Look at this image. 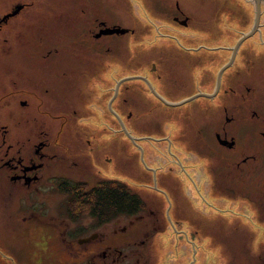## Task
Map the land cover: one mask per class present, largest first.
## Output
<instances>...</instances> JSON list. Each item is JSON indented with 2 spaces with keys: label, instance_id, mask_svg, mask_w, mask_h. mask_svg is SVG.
Returning <instances> with one entry per match:
<instances>
[{
  "label": "flooded vegetation",
  "instance_id": "obj_1",
  "mask_svg": "<svg viewBox=\"0 0 264 264\" xmlns=\"http://www.w3.org/2000/svg\"><path fill=\"white\" fill-rule=\"evenodd\" d=\"M251 2L256 13L257 4L255 0ZM178 11L176 23L187 27L189 17L180 7ZM110 14L102 9L100 0H48L44 4L35 0H0L2 53L18 66L6 83H0V219L10 222L4 230H11L7 235L13 236L15 242L8 245L11 251L19 253L21 247L29 253L39 250L33 261L25 252L24 264H150L151 241L165 230L167 218L153 208L157 204L144 194L142 189L146 187L132 182L133 173L143 171L133 172L131 167L124 169V178L119 177L113 150L117 145V122L127 141L133 143L138 138L133 135L132 125L145 117H138L132 110L136 101L169 109L185 105L197 108L200 98L212 106L222 97L216 106L224 109L223 121H213L208 115L198 123L205 132V138L198 139L208 154L196 151L197 137L188 132L190 123L186 125V119L183 130L178 132L175 117H153L158 123L155 131L162 130L158 138L163 148L169 135L185 132L187 148H179L175 157L187 161L190 168L196 164V154L207 159L215 157L216 166L210 167L215 187L232 198L247 197L253 206L264 204V131L260 130L261 116L257 111L247 122L244 117L245 58L241 53L245 41L259 33L262 25L239 46L237 42L232 48L220 46L206 54H179L182 57H177L178 64L171 74L153 65V73L159 70L154 81L148 75L129 74L117 82L115 64L111 63L113 85H106L95 77L101 70L100 57L114 59L115 37L134 33L129 30L126 34H109V30L119 27ZM173 40L179 47V38ZM224 59L227 61L214 78L212 66ZM86 61H91L88 68ZM201 66L204 70L200 83L206 92L189 93L194 79L187 74ZM85 75L88 80L93 77V82L85 85L87 89ZM133 81H141L142 85H134ZM95 87L102 93L94 95ZM211 88L213 93L209 92ZM182 90L184 95L178 100ZM137 94L142 100L136 98ZM118 99L127 108L125 116L118 112ZM211 112L212 108L208 109ZM97 113H102L107 123L104 129L110 133L108 143L101 144L95 136L97 128L93 124L100 120ZM245 126L251 128L247 133ZM67 135L70 140L64 143ZM128 156L137 168L136 157ZM148 156L152 160L165 157L164 151H151ZM145 170L151 173L146 167ZM162 180L166 187L160 189V194L165 200L170 197L166 194L169 191L175 200L185 197L178 182L168 176ZM206 183L207 187L208 180ZM58 193L61 197L53 211V198ZM133 197L142 205L134 208ZM6 204L9 214L5 212ZM14 220L18 222L14 224ZM17 235L31 237L30 246H25V241L23 245L16 244ZM21 263L18 260L17 264Z\"/></svg>",
  "mask_w": 264,
  "mask_h": 264
},
{
  "label": "rangeland",
  "instance_id": "obj_2",
  "mask_svg": "<svg viewBox=\"0 0 264 264\" xmlns=\"http://www.w3.org/2000/svg\"><path fill=\"white\" fill-rule=\"evenodd\" d=\"M47 1L35 0L39 4ZM251 3V0H100L102 9L111 11L110 18L116 25L134 33L115 37V58L101 56L98 63L101 70L99 69V75L95 77H100L106 85H113V75L109 72V67L114 63L117 82H121L129 74L148 75L153 80L159 74V70L158 73H153L151 69L153 65H156L157 69H164L163 73L171 74L178 64L177 57H182L179 54L185 51H199L206 54L207 51L220 46L232 48L244 35L253 30L256 13ZM179 7L184 15L189 17L187 27L175 21V16H180ZM260 24L262 25L260 32L245 41L241 53L245 58L242 72L245 92L244 117L247 122L253 111H257L261 116L260 130L264 131V11L261 12ZM174 37L179 38V47L173 40ZM10 45L13 46V42H10ZM8 60L9 57L2 53L0 45V83H6L9 74L15 73L13 68L18 67ZM226 61L227 59L219 60L216 66H212L214 78L217 70ZM90 64L91 61H86L85 67L88 68ZM203 66L195 69L192 74H187L194 79L189 93L206 92L200 83ZM92 80L93 77L88 80L85 75L84 86L90 85ZM186 80L190 81L189 78ZM133 84L142 85V82L133 81ZM246 87H250V91H247ZM85 88L87 89V86ZM213 91V88L209 90L210 93ZM101 93L102 90L95 87L94 95ZM178 94L180 98L177 99L180 100L184 95L183 90ZM136 98L142 100L141 94H137ZM221 99L222 97L213 101L212 106L208 105L207 99L200 98L196 103L197 108L194 105H185L170 109L157 106L156 103L144 104L136 101L132 110L135 115L143 116L145 119L140 118V122L132 125L133 135L138 137L133 143L127 141L120 130L119 122L116 124L117 145L113 150L119 177L124 178V169L131 167L133 172L143 171V173L134 172L132 182L136 184L135 186L147 188L142 190L152 204H157L153 208L160 211L161 217L167 218L164 223L165 230L151 238L150 264H264V209H259V206L264 207V204L253 206L246 199L247 197L243 202L242 199L232 198L219 187H215L214 176L212 177L210 171V167L216 166L215 157L207 159L196 154V164L191 168L187 165V161L175 157L179 148H187L184 141L185 132L177 134V131L183 130L185 119L188 121L186 125L190 123L191 126V128L187 126L188 132L195 133L193 136L197 137L196 151L208 154L207 147L200 140L205 138L203 134L205 132L198 127V123L208 115L214 118L213 121L216 118H221L223 121L224 109L216 106V103L220 104ZM92 103L93 100L90 101V104ZM206 105L212 108L211 113H208V109L211 108L205 107ZM117 108L118 112L125 116L127 108L121 105L120 99L117 101ZM97 116H100V120L93 124L97 128L95 136L100 139L101 144L108 143L110 133L104 129L107 123L103 122L102 113H97ZM158 116L175 117L179 122L174 135L168 136L166 148L161 146L162 139L158 138L162 130L157 133L155 128L158 123L152 120L156 119L153 117ZM248 126H245L246 133L251 130ZM57 130L59 131V128ZM70 133L73 134L72 131ZM142 136L144 138H140ZM59 139L57 138V141ZM68 140L70 136H65L64 143ZM151 151H164L165 157L152 160L148 156ZM128 155L136 157L137 168L134 166V159L132 161ZM144 166L150 169L151 173L147 172ZM164 176L178 182L185 197L180 196L175 200L173 193L169 191L166 194L170 197L165 200L160 194V189L166 187L162 180ZM59 194L54 195L53 211H56V203L60 200ZM178 195L179 193L177 197ZM5 208V212L9 214L10 209L7 204ZM13 222L16 224L18 220ZM9 223L7 219H0V264H17L18 260L24 264L25 260L22 257L26 253L33 261L32 259L38 256L36 254L38 249H30L29 253L27 248L20 246L21 251L16 253L8 248V245L15 243L12 241L13 236L7 235L11 230H4L7 228L5 225ZM3 226L5 228L2 229ZM17 236L19 238L15 240L18 241L16 244L23 245L25 241V246H30L31 237Z\"/></svg>",
  "mask_w": 264,
  "mask_h": 264
},
{
  "label": "water",
  "instance_id": "obj_3",
  "mask_svg": "<svg viewBox=\"0 0 264 264\" xmlns=\"http://www.w3.org/2000/svg\"><path fill=\"white\" fill-rule=\"evenodd\" d=\"M262 1H264V0H255V2L257 4L255 26H254L253 30L249 34L243 36V38L238 42V45L237 46H239L246 39H248L249 37L253 36L258 31V28L260 26L261 3H262ZM183 24L184 25H187V19L183 21ZM128 32H129L128 29H123L121 27H115V28H113V29H111V30L108 31L109 34H118V35L119 34H126Z\"/></svg>",
  "mask_w": 264,
  "mask_h": 264
},
{
  "label": "trees",
  "instance_id": "obj_4",
  "mask_svg": "<svg viewBox=\"0 0 264 264\" xmlns=\"http://www.w3.org/2000/svg\"><path fill=\"white\" fill-rule=\"evenodd\" d=\"M134 198V200H133V202H132V205H133V207L135 208V207H139V206H141L142 204H141V202H139V201H135V197H133ZM118 200H120V199H118ZM117 200V201H118ZM138 200V199H137ZM109 203V202H108ZM107 203V204H108ZM103 204V203H102ZM110 204V203H109ZM103 208H107L105 211H108L109 210V208L107 207V205L105 206L104 204H103Z\"/></svg>",
  "mask_w": 264,
  "mask_h": 264
}]
</instances>
